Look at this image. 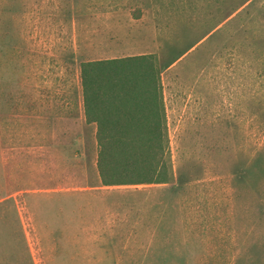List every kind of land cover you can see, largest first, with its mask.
<instances>
[{
	"label": "rangeland",
	"instance_id": "374dc122",
	"mask_svg": "<svg viewBox=\"0 0 264 264\" xmlns=\"http://www.w3.org/2000/svg\"><path fill=\"white\" fill-rule=\"evenodd\" d=\"M39 12L52 35L39 109L30 53L0 60V105L19 101L40 131L23 170H0V264H264V0H42ZM139 52L162 66L175 178L104 186L81 63Z\"/></svg>",
	"mask_w": 264,
	"mask_h": 264
},
{
	"label": "trees",
	"instance_id": "16d2710c",
	"mask_svg": "<svg viewBox=\"0 0 264 264\" xmlns=\"http://www.w3.org/2000/svg\"><path fill=\"white\" fill-rule=\"evenodd\" d=\"M87 123L97 125L102 185L167 183L175 178L162 66L155 54L81 63Z\"/></svg>",
	"mask_w": 264,
	"mask_h": 264
},
{
	"label": "crops",
	"instance_id": "0c3cea01",
	"mask_svg": "<svg viewBox=\"0 0 264 264\" xmlns=\"http://www.w3.org/2000/svg\"><path fill=\"white\" fill-rule=\"evenodd\" d=\"M9 0H1L0 2V60H3V53L6 52V58H17L22 64L26 63V51L30 53L32 60L31 74L33 75L32 90L35 92V99L33 103H36L37 108H40V91L41 86L37 83L40 76V64L39 59L41 55V43L46 44L47 38L50 42L51 33L50 30H46L43 22L44 31H42L41 13L39 12L42 0H16L18 9H11ZM46 1L43 2L44 8H46ZM20 4V6H19ZM27 11V13H26ZM8 19L13 22L15 36L17 38L16 45H12V49L6 48L7 44H2L8 39L10 30L8 26ZM50 28V27H48ZM3 49H2V48ZM49 45V52L51 51ZM6 48V49H5ZM143 52L129 54V55H140ZM146 54V53H145ZM118 56H107L99 59L116 58ZM212 75H208L211 77ZM214 83L208 79V89H210ZM24 85L22 90L24 89ZM10 91V90H8ZM14 91V90H13ZM1 104L3 118H0V170L4 172L19 171L24 169L25 165V141L31 142L30 148H40L39 141V127L33 125L26 129L27 124L35 123L37 115L25 116L24 108L25 105H21L19 101H3ZM51 104H49L50 107ZM54 108V104L52 106ZM34 111V110H33ZM27 133V134H26ZM56 131H54L55 136ZM105 186V185H104Z\"/></svg>",
	"mask_w": 264,
	"mask_h": 264
}]
</instances>
